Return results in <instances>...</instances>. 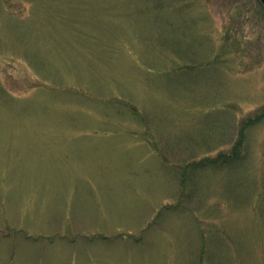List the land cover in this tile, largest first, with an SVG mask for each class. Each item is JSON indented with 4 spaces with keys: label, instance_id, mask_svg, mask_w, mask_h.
Returning <instances> with one entry per match:
<instances>
[{
    "label": "rangeland",
    "instance_id": "1",
    "mask_svg": "<svg viewBox=\"0 0 264 264\" xmlns=\"http://www.w3.org/2000/svg\"><path fill=\"white\" fill-rule=\"evenodd\" d=\"M261 109L260 0H0V264H264Z\"/></svg>",
    "mask_w": 264,
    "mask_h": 264
},
{
    "label": "trees",
    "instance_id": "2",
    "mask_svg": "<svg viewBox=\"0 0 264 264\" xmlns=\"http://www.w3.org/2000/svg\"><path fill=\"white\" fill-rule=\"evenodd\" d=\"M264 119V109H261L254 118H248L246 119V121L243 122V124H241V129L239 132V138L238 141L236 143V145L234 146V148L232 149V156H228V157H223L224 161L223 164L230 166L233 165L235 158L237 157V164L239 159L241 158V149L243 147V144L245 142V137H246V130L249 127L254 126L255 124L261 122ZM209 163H217V160L213 161V162H203V163H199L197 164V166H200L201 168H206L209 166Z\"/></svg>",
    "mask_w": 264,
    "mask_h": 264
},
{
    "label": "water",
    "instance_id": "3",
    "mask_svg": "<svg viewBox=\"0 0 264 264\" xmlns=\"http://www.w3.org/2000/svg\"><path fill=\"white\" fill-rule=\"evenodd\" d=\"M261 2L264 4V0H261Z\"/></svg>",
    "mask_w": 264,
    "mask_h": 264
}]
</instances>
